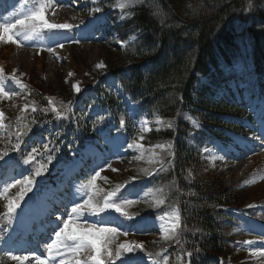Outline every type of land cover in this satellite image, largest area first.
<instances>
[{"label":"trees","instance_id":"1","mask_svg":"<svg viewBox=\"0 0 264 264\" xmlns=\"http://www.w3.org/2000/svg\"><path fill=\"white\" fill-rule=\"evenodd\" d=\"M117 2L102 0L97 6L107 14ZM120 12L108 16L115 40L122 46L108 44L103 60L117 88L101 85L91 93L81 88L76 94L62 76L56 86L47 85L42 73L32 78L33 89L26 88L23 95L30 105L26 122L35 118L36 123L24 137L21 152L10 155L24 158L33 147L43 152V145L53 141L50 148L58 149L49 153L54 155L53 161L48 163L46 156L37 155L31 163L39 166L36 161H41L50 167L56 160L68 161L87 140H97L98 130H119L122 117L127 141L136 137L139 117L150 122L157 117L172 121V128H152L146 136L149 143L167 147L159 157L156 176L145 180L147 169H136L129 172L131 177L110 176L107 188L130 178H135L134 185L138 181V190L146 188L148 200L126 209L135 219L151 213H179L182 228L171 239L150 234L142 238L136 233V243L145 245V253H160L157 259L167 255L169 264H241L234 259L238 251L236 226L242 223L239 215L244 213L247 198H241L243 191L235 184L226 185L224 177L194 180L191 173L203 163L202 149L232 142L233 134L250 133L243 120L251 122L255 115L240 108L241 103L252 108V104L264 102V0H141ZM76 62L79 64L78 59ZM48 98L57 107L72 102L69 118L57 119L55 113L43 112L50 107ZM32 102L36 113L31 112ZM128 102L137 106L139 115L134 119L128 115ZM92 108H97L96 116L91 115ZM16 118L10 114L4 121L11 127L0 130V150L10 147L9 138L15 143L11 133ZM20 170L11 173L13 179L31 175ZM171 183L176 193L159 195V201L169 199L158 208L147 192H157L161 185ZM1 209L0 204V214ZM126 221L123 218L127 227Z\"/></svg>","mask_w":264,"mask_h":264},{"label":"rangeland","instance_id":"2","mask_svg":"<svg viewBox=\"0 0 264 264\" xmlns=\"http://www.w3.org/2000/svg\"><path fill=\"white\" fill-rule=\"evenodd\" d=\"M12 1L7 4L4 10L2 9L0 11V23L5 22L4 17H9V22H15L22 15L38 7L40 2V0H34V2L30 0ZM96 2L98 0H95ZM93 6L94 4L90 3V0H54L53 4L46 10L48 20L59 24L60 22L67 21L73 25L72 29L67 32L62 30L55 39L49 33L46 43L40 41V36L34 35L33 33H21L19 36H16L15 39L18 43L0 40V69H3L4 72L10 75L15 74L21 82L32 81V78L35 79L42 73L43 81L49 86H56L62 76L63 81L69 86H72L74 93L76 92L73 85L91 86L96 76L106 73L105 67L97 68L96 65L98 63L104 64L105 47L107 48L108 42L120 46L112 37L113 33L110 31L111 29L106 30L110 26L111 21L104 12L95 14L105 17V22L102 25L94 27L88 23L94 18L90 15V10ZM15 8L17 10L12 11L14 16L10 17L11 13L9 9ZM60 44H63L62 48L59 47ZM49 48L53 49V51H49ZM77 59L79 60V64L76 62ZM237 69L240 70V68ZM105 79L108 85H113L110 77H105ZM5 87L6 90L15 92L17 95L12 99L0 100L1 108H3L7 115L12 112H21V109H23L26 103L24 99L22 103H19V98H23L21 94L22 88L17 84L8 86L7 82H5ZM254 107L255 109L253 110L257 111V117H255L256 125H254L256 134L246 138L234 136L233 140L235 142L232 145L228 144L223 146L219 142L205 149L203 163L199 166L198 170H193L191 173L194 180H211L218 176L219 178L224 177L225 184L228 186L235 184L236 189L243 191L241 198H247L244 201L245 208H251L249 205L259 208L258 205L252 203L261 202L264 196V102L261 104L257 103ZM130 108L132 110L133 105H130ZM148 124L149 126L147 125V127L149 128L151 126V129L161 127L156 121L148 122ZM141 132L147 133L148 131H143L141 128ZM100 136L104 141L103 143L99 142L97 144L105 148V151L101 150L100 152L97 147H94L91 151L87 150L83 158H79L73 162L75 173L85 171L89 175L82 178L80 183L77 184L67 181L65 190L61 189L58 191L61 198L56 203H51L50 205L45 204L43 200L47 195H43V200H38L34 202L33 206L26 208L23 215L19 216L16 221L22 227L24 236L20 233L19 238L18 233H13V236L18 238V242L15 245L0 243V256L7 255L6 250L11 248L13 255H26L29 258L34 257L33 260L25 261V264H36L35 256L38 255L42 259L47 258L48 254L45 245L55 239V231H58L59 227H61V221L67 218L64 214L65 206L67 207V211H70L72 207L70 201L73 198H75L76 202H81L82 200L79 197H86L85 192L87 190L83 189L82 185L95 173L96 169H105L111 164L110 170L106 172L109 174H101V177L96 181V184L104 189L108 185L111 175L116 178L123 174H125V177H131L129 172L132 170L144 169L145 171L147 169V171H150L155 169L159 164V157L167 149L165 146L162 148L157 146L161 144L149 143L148 138H146L148 135H143V140L137 139L139 143L143 144V150L129 149L125 143V139L118 133L110 134L109 136L101 134ZM83 161H86L88 165L85 168H82L80 165ZM112 169H116L117 171H113ZM36 178H39V176ZM242 178L244 179L240 181ZM127 181L131 183L134 180L129 179ZM135 183L134 187L137 188L136 195L134 197H128L126 195V198L136 201L147 199L144 197V193H146L144 190L146 188L140 189L142 198H139L138 189L140 185L138 181H135ZM68 189L69 192L66 191ZM166 191L174 195L176 193L175 186L172 183L170 185L164 184L161 185L157 192L151 189L147 194L151 196L149 200H153L154 205L161 208V204L169 198L165 199L163 203H159L158 196H163V193ZM7 195H10V191ZM0 202L4 207L7 199H0ZM22 203L26 202L24 200L21 201L20 207ZM37 209L41 211V214L43 210L50 214L49 218H51L48 221L49 223L44 222L45 213H43L41 219L38 218V222L31 226L32 223L29 217L33 216V213ZM128 213L131 214V212ZM160 217H164V219H160ZM96 219L89 217V222H96ZM126 222L127 227L125 225L122 228L120 225L119 228L121 231H127L129 234L127 236L119 235L113 247L125 241L130 242L129 236L131 238L133 236V242H137L136 233L139 232H141L142 238H145L149 230L156 232V236L160 235L162 237L165 235V229L171 228V225L175 223V214L162 216L152 215L151 213L145 217L127 220ZM6 223L7 219L0 218V225L4 226ZM115 224L117 225V219L111 225ZM39 225L44 235L40 237L38 234L31 236L29 232ZM134 228H138L136 233H134ZM181 228L182 224L180 220V227L178 229ZM236 232L238 234L236 245L240 250L234 259L237 261L242 260L243 264H264V257L252 256L253 252L264 251V225L254 220H243L242 223L236 226ZM246 240H254L255 243L253 245L243 244L242 242ZM144 253L140 252L139 255L147 256ZM59 259L57 257L55 261H50V264L52 262L59 264ZM3 260L6 263L14 262L15 264H19L18 261L12 260L10 257L9 259ZM144 264H152V261L149 258H145Z\"/></svg>","mask_w":264,"mask_h":264},{"label":"snow or ice","instance_id":"3","mask_svg":"<svg viewBox=\"0 0 264 264\" xmlns=\"http://www.w3.org/2000/svg\"><path fill=\"white\" fill-rule=\"evenodd\" d=\"M2 2V0H0ZM54 0H40L39 6L35 7L33 10L29 11L27 14L21 16L15 20V22H9V17H4L5 22L0 23V40L10 41L12 43H18L15 39L21 33H36L39 29L49 30L53 39L58 36L61 30H70L73 25L69 23H50L46 19V10L53 4ZM140 0H118L116 7L119 9H127L133 4L139 3ZM90 3L95 5V0H90ZM251 7V5H250ZM103 8L101 6H93L90 10V15L94 18L88 23L94 27H98L105 22V17L103 15H95L97 13H102ZM130 15V13H129ZM83 23V22H82ZM27 38V37H25ZM59 47H63L60 44ZM49 51L53 49L49 48ZM97 68H104L106 65L103 63H98ZM71 75V74H70ZM10 79L15 84L19 85L20 88H28V85L23 84L21 80L13 74L10 78L5 77L3 70L0 69V100L12 99L17 95L15 92H9L6 90L5 81ZM75 92L80 93L81 88L79 85H73ZM182 99V98H181ZM72 102L69 104H61L57 107L53 99L48 98L47 104L50 107H45L42 109L43 112L47 113L51 111L55 113L57 119H68V114L72 112ZM30 105L25 103L23 109H21L20 115L16 118V129L11 133L15 137V143H12L11 138H9L10 147H6L0 150V183L5 186L2 191H0V199H7V203L4 205L5 212L0 214V218L7 219L11 223L13 217L12 214L17 208L20 207V202L24 199V196L32 191V186L35 183V177L41 175L42 171H46L47 165L41 161H36L39 167L35 169L34 175L24 176L23 179H13L11 173L19 167V162H17L14 157L10 155V152H21V146L25 143L24 137L28 136L31 131V125L36 123L35 118L30 122H26L28 117L25 113L28 111ZM63 109V111L61 110ZM31 112H37V106L35 102L31 104ZM104 119L103 116L100 117V121ZM193 125H197V121L191 116L187 117ZM5 113L0 111V129H5L4 124ZM99 123V121H97ZM156 123L161 125V127L172 128V121H163L157 117ZM148 121L144 120L142 122L141 128L143 131H151L147 127ZM119 126L123 128L125 126V119L122 117L119 120ZM95 127V124L93 125ZM144 137L141 135L139 140H143ZM53 141L43 145V152L40 149L33 147L31 152L23 158V164H31L37 155L41 157L46 156L48 163H51L54 159V155L49 154L58 149L50 148V144ZM158 147H164V145H157ZM129 149L143 150V144L139 143L137 140H133L132 143L127 145ZM171 147V145H169ZM140 158V157H138ZM111 168V164L108 165ZM117 171L116 169H112ZM8 172L9 176L4 179L5 173ZM146 175H150V172H145ZM101 177V171H95L93 175L87 180L85 184L82 185L83 189H86L85 195L87 198L80 197L82 202H76L75 198L72 201V207L70 211H67L65 206L66 219L61 221L62 227H59L58 231H55V239L45 245L47 251V258H41V256H35L36 264H50V261H55L59 257V264H144V257L139 255L140 252H145V245L143 243L136 242H123L119 243L115 247L116 238L119 235L127 236L129 233L127 231H121L118 226H109L115 222L118 218L114 214H119L126 220H133L135 217L129 214L126 209L138 201L133 199H128L124 196H118L121 189L125 188L128 182L124 184H118L115 188L104 191L97 187L96 181ZM13 179V182L9 183L8 180ZM135 179V178H130ZM11 189H18L14 196H8L7 194ZM79 191V190H78ZM163 203V201H159ZM252 207V205H249ZM89 217L97 218L96 222H89ZM164 219V217H160ZM180 227V215L177 212L175 214V223L171 225V228L165 229V239H171L176 235V229ZM3 229L0 228V232ZM171 233V236L168 233ZM18 242V238L14 237L10 233L5 235H0V243H8L9 245H15ZM246 245H253L254 240H246L242 242ZM6 254L19 264H25V261L29 260L26 255H13L11 248L6 250ZM147 257L152 261V264H169L168 256L164 255L162 259H157L160 253L153 254L152 252H147ZM191 255V253H189ZM254 257H264V251L253 252Z\"/></svg>","mask_w":264,"mask_h":264},{"label":"bare ground","instance_id":"4","mask_svg":"<svg viewBox=\"0 0 264 264\" xmlns=\"http://www.w3.org/2000/svg\"><path fill=\"white\" fill-rule=\"evenodd\" d=\"M117 264H119V261H117Z\"/></svg>","mask_w":264,"mask_h":264}]
</instances>
